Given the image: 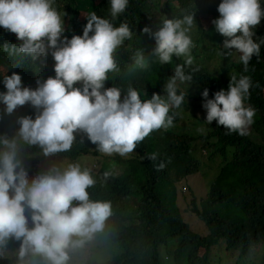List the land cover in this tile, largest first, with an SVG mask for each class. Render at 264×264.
I'll list each match as a JSON object with an SVG mask.
<instances>
[{
    "label": "clouds",
    "instance_id": "clouds-1",
    "mask_svg": "<svg viewBox=\"0 0 264 264\" xmlns=\"http://www.w3.org/2000/svg\"><path fill=\"white\" fill-rule=\"evenodd\" d=\"M129 2L108 0V17L88 12L82 34L68 38L56 0H0V28L14 33L18 41L0 45V52L31 61L50 55L54 61V75L38 78L35 88L23 85L18 73L0 70L4 113L26 104L34 110L33 115L17 118L15 136L0 135V259L14 247L13 264H70L74 256L84 264L86 247L104 232L112 215L110 201L89 197L87 190L95 184L90 169L65 161L30 178L19 156L21 143L37 145L48 156L67 152L76 134L83 133L98 152L126 157L151 132L172 127L175 110L185 104L197 70L191 67L194 9L180 8L172 18L161 15L154 31L145 26L141 31L150 36L153 47L148 53L134 49L123 69L134 76L153 63L182 60L175 63L160 93L147 98L131 82L126 88L114 83L105 87V81L122 73L118 52L133 37L127 22L115 23ZM262 4L264 0H219V15L211 21L224 37L217 55L235 54L245 71L264 45V38L254 39L255 26L264 18ZM251 87L248 75L232 74L227 88L214 91L211 98L204 88L203 121H215L228 134L245 135L255 115L245 105ZM147 158L155 162L157 153ZM154 166L160 170L165 163Z\"/></svg>",
    "mask_w": 264,
    "mask_h": 264
},
{
    "label": "trees",
    "instance_id": "trees-1",
    "mask_svg": "<svg viewBox=\"0 0 264 264\" xmlns=\"http://www.w3.org/2000/svg\"><path fill=\"white\" fill-rule=\"evenodd\" d=\"M151 3V0H130L115 21L117 24L127 22L134 33L118 52L117 61L122 73L115 79H111L109 74L111 81H105V87L114 83L126 88L131 82L138 90L144 91L147 98L154 92L160 93L163 82L172 75L175 63H182V60L173 57L171 64L153 63L147 71L134 76L126 75L123 69L134 49L140 47L148 53L153 47V40L141 31L145 26L154 31L161 15L172 18L180 8L194 9L198 38L192 49L196 58L191 67L197 70L192 73L193 80L186 93L185 104L175 110L178 114L173 125L179 124L182 110L189 111V101L202 109L200 92L204 88L209 90L211 98L214 91L227 88L232 74H242L248 75L252 81L245 101L246 106L255 110L249 131L246 130L245 135L228 134L215 121L209 124L206 135L181 133L173 126L162 128L145 137L131 156L113 154L106 161L102 159L104 154L98 152L83 133H78L67 152L44 156L39 146L21 143L19 156L30 178L52 165L88 160L84 167L90 169L95 180V184L87 190L90 199L107 200L112 205V215L105 222L104 232L99 235L106 239L108 246L116 249L112 251L110 248L109 259L97 261L89 258L86 264H214L216 258L218 263L223 264L220 254L234 260V264H264V45L259 57L253 56L249 61L247 71L241 64H233L231 56L224 58L222 73L215 76L205 66L204 59L199 61L197 51L210 59L206 50L216 52L215 49L222 46L224 37L213 33L211 23L219 15L216 10L219 0H160L156 6ZM55 6L63 13L64 35L68 38L73 34H82L88 12L108 17V0H56ZM202 17L211 19L207 28L202 26ZM254 32V39L264 38V18L255 26ZM4 43L18 41L14 33L0 28V45ZM233 56L236 57L235 54ZM0 63L8 67L6 74L18 73L22 84L31 88L36 87L38 78L54 75V61L50 55L31 61L0 52ZM0 91H4L2 84ZM33 112L26 104L11 114H5L0 105V135L15 136L19 127L17 118L33 115ZM152 152L157 153L155 162L147 158ZM203 155L212 163L217 160L219 163L206 197L199 201V204H205L198 205L193 201L188 205V213L206 227L207 234L201 235L183 221L176 204L177 192L173 182L197 175ZM100 159L99 170H91L96 167L93 162ZM160 161L165 163V167L157 170L154 165ZM36 164H43L44 168L35 167ZM105 172L110 174L105 177ZM215 206L237 211V215L220 216L214 213ZM14 251L15 248L11 247L9 256L0 259V264H13Z\"/></svg>",
    "mask_w": 264,
    "mask_h": 264
},
{
    "label": "rangeland",
    "instance_id": "rangeland-1",
    "mask_svg": "<svg viewBox=\"0 0 264 264\" xmlns=\"http://www.w3.org/2000/svg\"><path fill=\"white\" fill-rule=\"evenodd\" d=\"M152 3L151 5H157V3L160 2V0H151ZM202 26L207 28L210 25L211 19L209 17H202L200 19ZM195 28L193 29L192 32V38L194 41V46H196L197 38L198 35L195 34ZM213 33H215L217 36L218 34L215 29L213 30ZM207 42V41H205ZM210 45V44H209ZM212 46V45H210ZM219 47V46H218ZM210 54V59L208 58V55H202L201 51H197V56L199 61H203L204 59V64L209 69L210 72H214L213 74L215 76H219L222 73V64L221 62L224 61L223 57H219L217 55L218 49H215L216 52H213L212 49L206 50ZM194 59L196 56H194ZM232 63L235 65H240L238 63V57L232 56ZM8 67L2 65L0 63V70H5ZM188 110L187 112L181 111L180 112V122L177 125H173V128L175 127L176 130H178L181 133H188L193 136L197 135H206L208 130H209V125L207 124L206 121H203L204 116H205V111L202 110L197 106L195 102L189 101L187 103ZM203 128L204 131H198L197 129ZM247 131H249V126L247 128ZM203 154V153H202ZM127 156H131V153L128 154ZM111 156L105 155L103 156L102 159L105 161L109 159ZM98 160L96 162H93L94 165H96L95 168H92L91 170L93 171H98L100 168V162L101 160ZM201 159V168L200 172L197 175L178 179V181L173 182V186L176 188L177 192V205H178V210L180 212V215L183 219V221L189 225V227L196 233L198 234H207V230L205 225L200 222L196 217L191 216L188 213L189 207L188 205L195 201L198 205H204L205 203L199 204V201L204 199L207 194V189L210 183L212 182L213 178L217 174V165L219 163V160H217L215 163H212L207 159L205 155L200 157ZM81 164L82 167L86 165L88 162L87 159L83 160H78L76 161ZM35 167H43V164H36ZM117 170V168H116ZM121 169L119 168V171ZM214 213L220 215V216H229V214H234L237 215V211H227L226 209H221V206H215L213 208ZM113 251L114 248L112 245L108 246L106 243V239L103 238V236L97 234V237L88 244V246L85 249L84 252V264L85 262L91 258L97 261H105L107 258L109 259L110 252L109 250ZM117 251V250H116ZM222 259H224L223 264H234L235 261L230 259L228 256L227 258L224 256V254H220ZM111 258V257H110ZM214 264H222L218 263V259H214L213 261ZM70 264H80V257L74 256L72 261H70Z\"/></svg>",
    "mask_w": 264,
    "mask_h": 264
}]
</instances>
